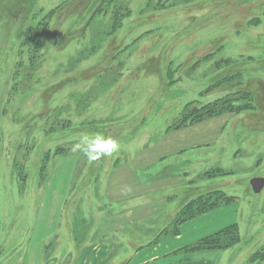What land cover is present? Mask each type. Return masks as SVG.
Wrapping results in <instances>:
<instances>
[{
  "label": "rangeland",
  "instance_id": "rangeland-1",
  "mask_svg": "<svg viewBox=\"0 0 264 264\" xmlns=\"http://www.w3.org/2000/svg\"><path fill=\"white\" fill-rule=\"evenodd\" d=\"M38 1L0 0V264H100L98 245L76 258L99 241L113 203L141 207L148 222L115 234L129 248L104 264L124 263L142 239L169 236L185 205L191 217L236 209L211 214V226L233 227L192 243L195 255L261 264L264 190L250 181L264 174L263 29L216 48L212 26L189 40L183 29L201 0H67L50 14L63 0L36 10ZM233 4L219 12L232 16L227 36L244 19ZM81 8L73 35L56 37ZM33 26L51 39L26 42ZM222 105L228 111L215 115ZM96 134L119 150L95 161L73 151ZM122 182L130 192L116 190ZM203 204L218 205L195 210Z\"/></svg>",
  "mask_w": 264,
  "mask_h": 264
},
{
  "label": "crops",
  "instance_id": "crops-1",
  "mask_svg": "<svg viewBox=\"0 0 264 264\" xmlns=\"http://www.w3.org/2000/svg\"><path fill=\"white\" fill-rule=\"evenodd\" d=\"M5 22L6 20L3 21L2 24ZM115 172L114 175H112L114 178L115 176H119L121 174L119 173L121 172V167H117ZM118 173L119 175H115ZM121 185L122 187L118 185L119 189L116 190H121L122 194H124L123 192H125V190L126 193L130 192L131 186H129L128 182H122ZM226 207L227 209L233 208V206L228 207L226 205L224 207L216 208L211 212L196 215L194 217H191L190 219L182 221L178 226V231L176 234L172 233L171 228L169 229V236H166L162 239L158 238L153 244H147L141 248H139L141 245L135 246L131 250V254L128 255V259H126L125 262L122 264H213L214 257L212 258L207 255L205 257L197 256L194 254L195 251L190 250L189 247L192 243L196 242L197 240L202 239L210 234H213L221 230L225 226L229 225L227 224L222 227L218 225L211 226L209 220V218H211V214L217 212V210L226 209ZM140 208L141 207L137 206L131 208L130 204H108V208L106 209V213L104 216L106 218L103 217V220L105 221V226H103V229L101 230L102 236L98 237L99 241L96 244L92 243V246L87 245L88 247L82 248L79 251L76 260L84 258L85 255L88 253L90 247L92 248L91 250H94L95 247L98 245L105 249V255H103L102 258L100 257V264H104L106 262V256L108 257V254H110L111 252L115 250L119 251L120 249L124 250L126 248H129V246L127 245L123 247L121 241H116L115 238H117V236L115 234L121 232L124 235L126 234V232H132V226L133 228L135 227L134 232H137L139 230L138 227L145 225V223L148 222V217L145 214L141 213V216H139ZM233 209L232 212H234ZM174 218L175 217H173V219ZM173 219L169 222L172 221L173 223ZM166 230L167 227L163 226L160 230V233L162 232L160 236L166 235ZM94 234L97 235V233ZM134 234L136 236L139 235V233ZM142 242H144L143 239L140 241L139 244L143 245Z\"/></svg>",
  "mask_w": 264,
  "mask_h": 264
},
{
  "label": "trees",
  "instance_id": "trees-1",
  "mask_svg": "<svg viewBox=\"0 0 264 264\" xmlns=\"http://www.w3.org/2000/svg\"><path fill=\"white\" fill-rule=\"evenodd\" d=\"M201 1H199L197 3L198 8H195V6H194L193 8H191L189 10L190 11L189 17H188V20H187L185 27L183 28V29H185V28L190 29V35H188V37H187L188 40L190 39V36L192 35V33H194V31L197 28L208 27V26H212L211 29L214 32L213 37H219L218 39L214 40V42L218 43L216 48H222L224 40H226V38H228V40L232 39L233 37L236 36L235 35L236 32H242L245 34L249 31H251L252 29L261 28V29H263V31L261 34H259V38H264V0H242L243 2H241V3H236V2H239L241 0H235V4H233V5H235V8L233 10H231V13L238 14L237 11L239 9H242L244 19H242V17H241L239 19V21L234 23L233 28L231 30V35H228V36L226 35L228 28L224 25L226 24L227 20L229 18H231L232 16L227 15V13L219 14V12L221 10H223L224 8L229 7L230 6L229 4L231 3L232 0H206V3H204V4ZM61 2H62L61 4H59L55 7H52V8L50 7V10L48 9V11H47L48 14H50L52 9H54L58 6L62 7L64 4H66L67 0H63ZM106 4H107V0H106ZM35 5L37 6L36 10L38 8H45V6L42 5L41 0H39L37 3H35ZM238 7H240V8H238ZM81 10H82V8L77 10L76 19L72 23V25L70 27H68L66 29V31L62 30L63 34L60 33V30H59V32L57 33L58 36H56V37H59L61 39L63 36L65 38H69L73 35V32H68V30L70 28H72L73 24L80 19L79 14H80ZM40 11H42V10H40ZM72 13H73V11L70 10L67 15H71ZM70 17H72V16H70ZM34 18H36V16H34ZM27 29H28L27 35L25 33L24 37L26 38V42H28L29 44H32L34 42L36 43L37 41L42 43V42H44L45 39H51L50 37L47 38L44 36V37H42L43 40H40L39 36H38L39 32L37 33V30H39V29L34 28V26L32 28L28 27ZM45 31H47V30H45ZM251 43L254 44V42H251ZM56 45H58V41L56 42ZM163 50L166 51L167 48H163ZM240 93H243V92L241 91ZM245 93H247V92H245ZM226 108L227 107L225 105H222V109H218L214 112L215 115H219L221 112H223V110L228 111ZM35 155L37 157V152L34 154V156ZM217 205L216 204H203L202 206H197V208H195V210L198 212H201V211L203 212V211H207V208L216 207ZM189 210H190V207H187V205H185L183 208H181L177 212V214L175 215L174 221H173V227L171 229L173 234L177 233L178 226L182 221H184V220H186L189 217L194 215L195 211L188 213ZM232 227L233 226L221 229V230L217 231L216 233L210 234V235L200 239L198 242H204V241H206L208 239H212L213 237H216V236L220 237V236H222V234L227 233ZM155 241H156V239H152V240H149L146 242H142L143 245L138 244V246L141 245L139 247V248H141L144 245L153 244ZM144 243H146V244H144ZM198 249L199 248H194L193 250H198ZM256 254H260V253H256ZM260 256L263 257V253H261ZM52 261H54V260H51V262ZM58 263L59 262H57L56 264H58Z\"/></svg>",
  "mask_w": 264,
  "mask_h": 264
},
{
  "label": "clouds",
  "instance_id": "clouds-1",
  "mask_svg": "<svg viewBox=\"0 0 264 264\" xmlns=\"http://www.w3.org/2000/svg\"><path fill=\"white\" fill-rule=\"evenodd\" d=\"M81 144L74 146L73 151L77 149L84 152L90 161H95L101 158V156H110L114 152H117L120 145L117 140L106 137L103 134H96L94 137H84Z\"/></svg>",
  "mask_w": 264,
  "mask_h": 264
},
{
  "label": "water",
  "instance_id": "water-1",
  "mask_svg": "<svg viewBox=\"0 0 264 264\" xmlns=\"http://www.w3.org/2000/svg\"><path fill=\"white\" fill-rule=\"evenodd\" d=\"M251 183L254 186V191L256 193H260L261 190L264 188V178H261V177L257 178V177H255V178H253L251 180Z\"/></svg>",
  "mask_w": 264,
  "mask_h": 264
},
{
  "label": "flooded vegetation",
  "instance_id": "flooded-vegetation-1",
  "mask_svg": "<svg viewBox=\"0 0 264 264\" xmlns=\"http://www.w3.org/2000/svg\"><path fill=\"white\" fill-rule=\"evenodd\" d=\"M257 178L261 177V178H264V174L263 173H260V175L256 176ZM255 178V177H253ZM252 180V179H251ZM250 184H251V188L252 190L254 191V186L252 185L251 181H250ZM264 190V188L261 190V192ZM255 192V191H254ZM260 192V193H261ZM258 248L255 250L256 253H264V245H262L261 243L257 246ZM254 253V252H253ZM264 257V255H263ZM261 264H264V260L261 261Z\"/></svg>",
  "mask_w": 264,
  "mask_h": 264
}]
</instances>
